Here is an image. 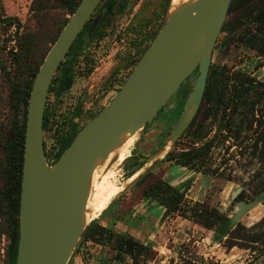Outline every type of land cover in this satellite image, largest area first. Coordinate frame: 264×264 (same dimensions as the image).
Masks as SVG:
<instances>
[{
  "label": "rangeland",
  "instance_id": "1",
  "mask_svg": "<svg viewBox=\"0 0 264 264\" xmlns=\"http://www.w3.org/2000/svg\"><path fill=\"white\" fill-rule=\"evenodd\" d=\"M32 1L2 0V5L7 16L19 20L20 33L32 34L38 41L40 52H43L49 50L61 31L60 25L70 15L64 8L51 4L48 17H45V14L32 10ZM113 2L109 12L102 7L104 1L96 7L89 19L92 24L99 17L103 18L96 33L92 36L93 28L76 58L69 60L66 56L63 59L66 61L61 66L70 63L72 69L69 83L57 90L56 79L53 89L48 92L49 121L43 129V146L49 164L54 162L61 140L76 134L114 97L163 26L169 10L166 0ZM255 2L263 3L264 0H236L225 22L235 19ZM246 28L241 25L234 31L232 36L235 39L227 48L223 41L227 33L220 32L217 37L218 45L213 51L211 63L223 67L228 79L226 95L238 79L246 76L264 84V57L244 46L237 37ZM14 31L13 27L4 35L0 32V128L7 126L12 119L7 74L13 75L15 67L12 51L16 50V42L13 38L8 41V34L14 35ZM58 73L59 70L54 77H58ZM196 76L197 71L188 76L153 120L134 134L131 145L119 159L113 155L110 162L108 160L104 168L97 172L98 177L92 183L87 202L89 218L86 223L93 219L97 221L96 217L110 207L105 217L112 218L118 228L104 230L93 237L94 241L82 243L80 238L67 264H73L75 259L89 262L98 260V257L102 264H264V255L257 253L260 244L251 241L256 230L250 229L264 215V200L242 215L236 223V234L228 233L215 241L216 230L189 219V211L185 213L186 218L181 216L179 210L170 211L164 217L163 208L157 201L144 199L143 190L160 179L181 189L190 182L192 170L173 164L164 156L170 150L191 148L194 145L192 132L198 127L208 129L207 138L213 136V147L203 163L205 173L198 174L197 180L191 183L192 187L186 191L180 209L192 207L195 201H205L224 216L230 217L238 209L240 196L249 200L264 185V165L261 166L257 159L264 140L263 136L260 137L264 127V90L259 87H253L247 95V102L255 101L259 93L263 95L256 100L253 115L242 124L237 119L232 124V130H219V119H212V104L205 97L194 122L173 146L167 142L166 137L177 122ZM229 109L232 111L231 106ZM246 112L241 107L236 109V115L241 113L239 117H245ZM253 118L260 125L255 120L250 125L249 120ZM239 125V136L234 137V130ZM141 173L143 175L139 182L126 189L132 179ZM239 187H243V190L236 197L235 191ZM116 233L131 235L134 242L146 244L148 251L136 254L139 245L135 244L131 248L132 254H121L115 260ZM257 234L264 239V230ZM8 241L6 235H0V264H8ZM233 242L238 245L231 246ZM152 259H156L155 263H151ZM159 259L165 260L161 262Z\"/></svg>",
  "mask_w": 264,
  "mask_h": 264
},
{
  "label": "water",
  "instance_id": "2",
  "mask_svg": "<svg viewBox=\"0 0 264 264\" xmlns=\"http://www.w3.org/2000/svg\"><path fill=\"white\" fill-rule=\"evenodd\" d=\"M100 1H79L44 56L31 85L25 121L15 264L68 263L89 224L85 213L95 168L123 144L127 134L134 135L152 121L186 78L197 71L177 122L166 137L170 146L174 145L202 100L213 46L231 2L192 0L171 11L169 0L163 26L117 93L49 164L43 146L47 93L61 61ZM96 22L97 19L90 26L87 38ZM259 161L264 162V142ZM142 175L132 179L126 189L135 185ZM263 198L264 189L251 201H239L238 210L229 218L228 229ZM263 222L264 217L258 225ZM217 235L219 238L215 241L224 236Z\"/></svg>",
  "mask_w": 264,
  "mask_h": 264
},
{
  "label": "trees",
  "instance_id": "3",
  "mask_svg": "<svg viewBox=\"0 0 264 264\" xmlns=\"http://www.w3.org/2000/svg\"><path fill=\"white\" fill-rule=\"evenodd\" d=\"M80 0H33L31 8L33 11L45 14L48 17V8L51 4H57L66 10L67 14L71 15L77 7ZM104 1L102 7L105 11H111L114 4L113 0H101ZM236 0H231L227 16L234 8ZM99 3V4H100ZM169 4V0H166ZM98 4V5H99ZM100 18L96 24L92 36L96 33L100 26ZM68 19L60 25V30ZM247 27L240 35L239 39L246 46L254 49L264 57V2H255L251 7L245 9L238 17L231 21H226L222 25V31H226L229 34L236 31L240 26ZM14 27V35L8 34V41L15 39L16 46L12 51V59L14 64L13 75H8L10 92H9V108L11 110L12 119L7 126L0 128V235L4 234L8 238V245L6 249L8 264H15L17 254V244L19 237V199L21 191V175H22V163H23V148H24V134H25V121L28 105L29 93L35 74L46 55L48 49L40 52L38 48V41L30 33H20V22L17 17L7 16L3 10L2 0H0V32L4 35L11 28ZM90 27V23L86 22L83 29L79 32L82 34L81 40L76 45L70 47L69 52H80L82 49V42ZM60 33V32H59ZM79 51H76V49ZM74 49V50H73ZM13 50V49H12ZM62 67V66H61ZM226 76L222 70H219L217 66L210 68L207 77V86L204 92V98L209 95L216 96V101H223L222 86L223 80ZM71 79L70 70L61 71L60 76L57 78V90L65 87ZM262 84V83H261ZM53 89V86L50 90ZM161 110V109H160ZM49 121V112H48ZM149 123H146L147 126ZM47 126V116L44 113L43 117V129ZM75 136L70 134L64 137L55 153L54 161L60 156L64 149L70 144ZM199 135L198 138H200ZM211 141H207L202 146L192 150H186L182 152L168 151L165 154V158L173 160L176 164L182 166H193L196 162H203L204 158L209 152ZM139 182V180L137 181ZM136 182V183H137ZM147 197H152L158 200L161 205L170 206L175 199L176 190L169 186L164 181H158L145 189ZM179 208V204L174 206L176 210ZM189 211V219L194 222L200 223L203 227L212 229L216 227V230L223 234L235 233L236 226L232 229H228V217L221 214L216 208L209 206L205 202H195L192 207L182 210V216L185 217V213ZM104 230L110 231L108 227H104L98 223V221H91L84 229L81 235V242L93 240V237L99 235ZM264 230V227L263 229ZM259 231H254L252 237L253 242L260 244L257 247V253L259 255L264 254V239L261 234H257ZM117 234V245L115 247L114 259H119L121 254H132L131 248L135 245H139V249L136 254L141 255L148 251L147 245L139 242H134L132 237L127 234ZM236 234V233H235ZM236 237V236H235ZM241 238V237H240ZM246 240V238H243ZM238 245L237 242H233L231 246Z\"/></svg>",
  "mask_w": 264,
  "mask_h": 264
},
{
  "label": "flooded vegetation",
  "instance_id": "4",
  "mask_svg": "<svg viewBox=\"0 0 264 264\" xmlns=\"http://www.w3.org/2000/svg\"><path fill=\"white\" fill-rule=\"evenodd\" d=\"M98 6V5H97ZM96 9V8H95ZM94 9V10H95ZM94 12V11H93ZM92 12V13H93ZM228 12V11H227ZM92 13H91V15H92ZM91 15H90V17H91ZM227 16V15H226ZM90 17H89V19H90ZM101 17H99L98 19H97V22H96V24L98 23V21H99V19H100ZM89 19L86 21V22H88L89 23ZM226 19V18H225ZM224 22H225V20H224ZM86 24V23H85ZM84 24V25H85ZM96 24H95V26H96ZM92 24H90V26H91ZM95 26H94V28H95ZM84 27V26H83ZM90 28V27H89ZM83 29V28H82ZM81 29V30H82ZM239 29V28H238ZM80 30V31H81ZM88 31H89V29H88ZM87 31V32H88ZM220 32H226V31H222V27H221V31ZM227 33V35H226V38L223 40L225 43H224V45H225V48H227V46H229V44L235 39L233 36H232V34L234 33V32H232V33H228V32H226ZM220 34V33H219ZM241 34V33H240ZM218 37V36H217ZM238 38H239V35L237 36ZM81 38H82V34H79L78 33V35H77V37H76V39L74 40V42L73 43H75L76 45L79 43V40H81ZM90 39V38H89ZM240 40V39H239ZM87 41H88V38H87V33H86V35H85V38H84V41L82 42V49H80V52L83 50V48H84V46L86 45V43H87ZM241 41V40H240ZM242 42V41H241ZM73 43H72V45H73ZM242 44H243V42H242ZM71 45V46H72ZM218 45V42H217V39H216V41H215V44H214V46H213V50H212V55H213V51L215 50V48H216V46ZM244 46H246L245 44H243ZM246 47H248V46H246ZM248 48H250V47H248ZM76 49V51H79V49H77V48H75ZM251 49V48H250ZM74 50V49H73ZM252 50H254V49H252ZM254 51H256V50H254ZM80 52H77L78 54H76V52H73V51H71V52H67V54H66V56H68V59L69 60H71L72 58H76V56H78L79 55V53ZM257 52V51H256ZM258 53V52H257ZM260 55V54H259ZM65 56V57H66ZM211 60H212V56H211ZM64 61H66V60H64ZM63 60L61 61V64L59 65V67L62 65V63L64 62ZM73 63V62H72ZM70 65V63H66V65H64V66H62V67H60V69H59V67H58V69L57 70H59V73H58V77L60 76V74H61V71H63V70H70V72H72V69H71V67L69 66ZM212 66H217L218 68H219V70H222L223 71V67L222 66H218V65H213L212 63H211V61H210V67H209V71H210V68L212 67ZM56 73V72H55ZM208 74H209V72H208ZM223 74H224V71H223ZM55 75V74H54ZM225 75V74H224ZM57 77V75L55 76V77H53V79H52V82H51V85H50V87H49V91H50V88H51V86H53V83L55 82V80L58 78ZM208 77V76H207ZM224 81H225V83L226 84H224L222 87V91H223V101H216V96H214V95H209V96H207V98L211 101V104H212V112H211V116H212V119L213 120H216V119H219V124L220 125H218V128H219V130H223L224 132L225 131H227V130H229V129H231L232 130V124L234 123V122H236L237 121V119L239 120V123L240 124H242L243 122H245V120H247V118L248 117H250V116H252L253 115V113H254V110H253V107H254V104H255V102H256V100H259L260 99V97H262L261 96V94L262 93H259L257 96H256V100L255 101H252V102H247L248 100H247V95L251 92V90H253V87L255 88H257V87H259V88H261L262 90H264V84L262 83V82H260V81H256V79L255 78H253V77H248V76H246V77H243L242 79H238L237 81H236V85L235 86H233V88L232 89H230V93L229 94H227L226 95V88H227V86H228V79H227V77L225 78V80H223V83H224ZM58 83V82H57ZM262 83V84H261ZM122 86V85H121ZM206 86H207V82H206ZM205 89H206V87H205ZM48 91V92H49ZM204 92H205V90H204ZM47 96H48V93H47ZM203 99H204V94H203V97H202V100H201V102H200V105H201V103H202V101H203ZM46 100H47V98H46ZM236 101V102H235ZM235 102V103H234ZM200 105H199V107H198V109H197V112H196V114L198 113V110H199V108H200ZM233 105V106H232ZM230 106L232 107V111H231V109H229L230 108ZM238 107H241V110L244 108V109H246L247 110V112H246V115H245V117H239V115L241 114V113H238V115H236L237 113H236V109L238 108ZM160 109H162V107L160 108ZM159 109V111H161ZM159 111L157 112V114L159 113ZM44 113H46V116H47V122H48V101L46 102V105H45V111H44ZM249 113V114H248ZM196 114L194 115V117L192 118V120H191V122H190V124L187 126V128L194 122V120H195V116H196ZM252 120H255L256 121V119H251V121L249 120V122H250V125H252ZM254 121V122H255ZM258 122V124L260 125V123H259V121H256V123ZM257 126V125H256ZM83 127V126H82ZM81 127V128H82ZM80 128V129H81ZM186 128V129H187ZM79 129V130H80ZM186 129L184 130V132L186 131ZM78 130V131H79ZM77 131V132H78ZM240 131H241V125H239V126H237L236 128H235V130H234V132H235V135H234V137H238L239 136V133H240ZM183 132V133H184ZM182 133V134H183ZM208 129H203V128H200V127H198V128H195L194 130H193V132H192V137H193V140H194V145L191 147V148H188V149H184V150H179V151H174V150H170V151H174V152H182V151H186V150H192V149H196V148H199L200 146H202L204 143H206L207 141H211L212 143H211V146H210V148H209V152H210V150H211V148L213 147V142H214V140H213V136L212 137H209V138H207V136H208ZM181 134V135H182ZM180 135V136H181ZM199 135H202V136H200V138H198V136ZM264 137V127H263V130H262V132H261V135H260V137ZM259 138V135H258V137H257V139ZM263 142H264V140L262 141V143H261V147H260V149H259V152H258V155H257V159H258V161H259V155H260V150L262 149V144H263ZM175 144V143H174ZM209 152H208V154H209ZM208 154L206 155V157L204 158V160H203V162H196V164H194L193 166H182V165H179V164H176L173 160H169V159H166L165 158V156H164V159L165 160H167V161H171V163H173V164H176V165H179V166H181V167H186L188 170H192V175H191V177H190V182L189 183H187L186 185H185V187H183L182 189L180 188V187H175V185H173V184H170L168 181H165V180H163V179H160V180H158V181H164V182H166L169 186H171L172 188H174L175 190H176V194H175V199L173 200V203L170 205V206H165V204H163V205H161L160 204V202L158 201V200H155V201H157L158 203H159V206L160 207H162L163 208V215H164V213L166 212V210H168L170 207H171V209H170V211H175V209H174V206L175 205H177V204H179V208H177L176 210H179L180 212H181V216H182V210L183 209H185L184 207H182V209H180L181 208V202L183 201V199H184V197H185V195L187 194V192L186 191H189L190 189H191V187H192V184L191 183H194L196 180H197V176H198V174H203V173H205V171H204V169H203V163H204V161H205V159L207 158V156H208ZM259 163L261 164V166L262 165H264V162L263 163H261L260 161H259ZM260 166V167H261ZM259 170V169H258ZM258 172V171H257ZM157 181V182H158ZM156 183V182H155ZM154 184V183H153ZM152 185V184H151ZM150 186V185H149ZM148 186V187H149ZM148 187H146V188H148ZM145 188V189H146ZM145 189L143 190V196H144V199H147V198H152V197H147V195H146V193H145ZM264 189V185L261 187V189L259 190V192L254 196V197H256L262 190ZM242 190H243V187H239V190L237 189L236 191H235V195H236V197H238L239 195H240V193L242 192ZM241 198L238 200V202L239 201H245V202H248V201H251L253 198H251V199H249V200H247V199H245V198H242L243 196H240ZM153 199V198H152ZM262 200H264V198L262 199ZM261 200V201H262ZM260 201V202H261ZM195 202H200V201H195ZM194 202V203H195ZM202 202H205V201H202ZM259 202V203H260ZM206 203V202H205ZM258 203V204H259ZM207 204V203H206ZM210 206V205H209ZM256 206V205H255ZM215 208V207H214ZM251 209V208H250ZM218 210V209H217ZM238 210V209H237ZM236 210V211H237ZM169 211V212H170ZM219 211V210H218ZM235 211V212H236ZM168 212V213H169ZM220 212V211H219ZM247 212V211H246ZM221 213V212H220ZM222 214V213H221ZM168 215V214H167ZM234 215V214H233ZM183 217V216H182ZM228 217V216H227ZM231 217V216H230ZM230 217H228V224H229V218ZM242 217V216H241ZM263 217H264V215L261 217V219L259 220V221H257L255 224H253L252 226H250V229L251 230H256V231H260V230H262L263 229V227H264V222L261 224V225H258V223L263 219ZM184 218H186V217H184ZM240 220V219H239ZM238 220V221H239ZM237 221V222H238ZM236 222V223H237ZM235 226H236V224H235ZM234 226V227H235ZM233 227V228H234ZM227 228H228V225H227ZM212 229H214V230H216V227H214V228H212ZM217 233H220L219 231H217L216 230V235H217ZM121 234H127V233H121ZM221 234H223V233H221ZM127 235H129V234H127ZM225 235V234H224ZM129 236H131V235H129ZM217 238H219V236L217 235ZM216 238V239H217ZM88 241H92V240H88ZM88 241H86V242H88ZM85 242V243H86ZM143 244V243H142ZM144 245H146V244H144ZM264 255V254H263ZM260 256H262V255H260ZM116 260V259H115Z\"/></svg>",
  "mask_w": 264,
  "mask_h": 264
},
{
  "label": "bare ground",
  "instance_id": "5",
  "mask_svg": "<svg viewBox=\"0 0 264 264\" xmlns=\"http://www.w3.org/2000/svg\"><path fill=\"white\" fill-rule=\"evenodd\" d=\"M188 1H192V0H170V10L172 11V10H174V9H176L179 5H181L182 3H185V2H188ZM133 136L134 135H126L125 137H124V141H123V144L119 147V148H117V149H115V150H113L112 152H110L109 153V155L107 156V158H106V160L103 162V164L102 165H98L96 168H95V170H94V172H93V175H92V183L95 181V178H96V176L98 177V175H97V172L98 171H100V170H102L103 168H104V166L106 165V163H107V161L113 156V155H117L118 157H117V159H119V157H121L122 155H123V153H124V151L127 149V147H129L130 145H131V143H132V141H133ZM155 159V158H154ZM158 160V159H157ZM109 162H110V160H109ZM149 167V166H148ZM99 174V173H98ZM100 175V174H99ZM102 192V191H101ZM101 194V193H100ZM106 194H104V196H105ZM100 196V195H99ZM102 197H103V195H102ZM107 197V196H106ZM85 217H86V220L89 218V210L88 211H86V213H85Z\"/></svg>",
  "mask_w": 264,
  "mask_h": 264
},
{
  "label": "crops",
  "instance_id": "6",
  "mask_svg": "<svg viewBox=\"0 0 264 264\" xmlns=\"http://www.w3.org/2000/svg\"><path fill=\"white\" fill-rule=\"evenodd\" d=\"M110 209V207L108 208H105L96 218H97V221L100 225L104 226V227H112V228H118V224L117 223H114L112 222V218L108 219L107 217H105L106 215V212ZM100 258L98 257V260ZM157 259V258H156ZM156 259H152V262L151 263H155ZM98 260L96 259H92L91 261L89 262H86V261H82L81 259H75V261H73V264H102V262H99ZM160 260V259H159ZM165 259H162L160 260L161 262H163Z\"/></svg>",
  "mask_w": 264,
  "mask_h": 264
}]
</instances>
